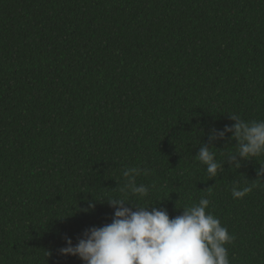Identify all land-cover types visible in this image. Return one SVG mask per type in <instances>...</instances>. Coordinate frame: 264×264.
<instances>
[{"label": "trees", "instance_id": "obj_1", "mask_svg": "<svg viewBox=\"0 0 264 264\" xmlns=\"http://www.w3.org/2000/svg\"><path fill=\"white\" fill-rule=\"evenodd\" d=\"M0 264H264V0H0Z\"/></svg>", "mask_w": 264, "mask_h": 264}]
</instances>
